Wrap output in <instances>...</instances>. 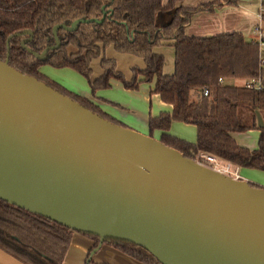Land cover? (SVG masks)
I'll return each mask as SVG.
<instances>
[{"label": "water", "instance_id": "1", "mask_svg": "<svg viewBox=\"0 0 264 264\" xmlns=\"http://www.w3.org/2000/svg\"><path fill=\"white\" fill-rule=\"evenodd\" d=\"M7 49L1 199L98 234V246L109 237L134 242L162 264H264V188L100 116L12 67Z\"/></svg>", "mask_w": 264, "mask_h": 264}, {"label": "trees", "instance_id": "2", "mask_svg": "<svg viewBox=\"0 0 264 264\" xmlns=\"http://www.w3.org/2000/svg\"><path fill=\"white\" fill-rule=\"evenodd\" d=\"M176 1L168 0L163 4L162 0H0V59L7 57L9 42L12 67L124 127L88 99L44 75L40 66L72 68L88 79L93 92L110 87L112 78L121 80L127 88L137 89L141 82L137 79L139 74L144 75L145 81L155 77L152 92L173 105L172 112H161L149 118L151 132L163 131L162 143L190 160L206 152L239 167L264 170V125H258L256 113L259 111L264 118V88L253 89L220 81V78L264 77L257 42L248 40L240 32L205 37L186 35L185 27L195 13L212 11L235 0L181 6L167 24L157 25V13L171 10ZM262 22L264 24V14ZM27 31L32 32L30 39ZM169 41H173L175 47V70L165 74L164 56L154 52V48ZM111 44L119 52L142 57L145 68H135L132 79L127 81L117 70L114 59L102 57L104 71L92 80V59L99 57L102 49ZM48 46L54 47L42 57L36 55ZM205 89H208L207 95ZM174 120L195 125L197 142L190 143L168 134ZM249 129L260 130L256 149L239 145L231 134ZM74 231L0 198V248L24 264H62ZM79 232L94 239L91 251L99 245L98 234ZM104 243L144 264H162L134 242L109 237L103 239ZM86 262L108 264L94 262L89 255Z\"/></svg>", "mask_w": 264, "mask_h": 264}, {"label": "crops", "instance_id": "3", "mask_svg": "<svg viewBox=\"0 0 264 264\" xmlns=\"http://www.w3.org/2000/svg\"><path fill=\"white\" fill-rule=\"evenodd\" d=\"M162 1L163 4H167L168 2V0ZM210 1L212 0H178L171 10L157 13L156 24L159 26L167 24L172 19L175 10L181 6H195L202 2ZM263 6L264 0H235V3L223 4L212 11H199L193 15L192 20L185 27V33L188 36L205 37L221 33L240 32L248 40H252L255 37L253 29L260 22V13ZM154 52L164 56V73L172 74L175 70V47L173 46V41L155 47ZM102 57L114 59L117 70L124 74L127 81L132 79L135 68L144 69L146 66L142 57L131 53L119 52L111 44L102 49L99 57L92 59V80L102 75L104 71L101 66ZM39 70L69 91L88 99L102 112L124 124L127 128L152 136L158 140L161 139L163 131L156 129L151 132L149 118L151 116H158L161 112H172L173 105L164 102L160 94L152 92L155 86V77L145 83L143 82L145 81L143 80L144 75L139 74L137 79L141 80V82H139V88L137 87V89L127 88L121 80L112 78L110 79V87L93 92L88 79L72 68H52L45 64L40 66ZM244 81L243 79L224 80L225 83L227 82L232 85H241ZM196 130L197 128L193 124L174 120L168 134L171 136L175 134L183 138L182 140L184 141L196 143ZM255 130L259 132L260 136L259 129H249L242 132L236 131L231 134L239 145L249 149H256L258 145L250 148L243 140L244 137H247ZM240 171L244 180L251 183L253 182L251 180H256L258 183H253L257 184L258 187L264 188V170L240 167ZM93 244L94 239L82 232L74 231L62 264H87L88 255L94 262L98 263L144 264L106 243L97 246L91 251ZM0 264L24 263L0 248Z\"/></svg>", "mask_w": 264, "mask_h": 264}, {"label": "built area", "instance_id": "4", "mask_svg": "<svg viewBox=\"0 0 264 264\" xmlns=\"http://www.w3.org/2000/svg\"><path fill=\"white\" fill-rule=\"evenodd\" d=\"M264 14V6L262 7L260 13V22L254 26L253 33H254V40L257 42L259 48V59L261 66H264V24L262 22V16ZM221 82H224L222 78H220ZM243 85L247 88L253 89H261L264 88V79L262 77H254L244 81ZM204 94H208V89L204 90ZM201 159H199L200 164H210L204 165L212 170L226 175L235 180H244V177L241 174L240 167L231 163L230 161L224 160L214 154L201 152L200 153ZM204 159L207 163H203L200 160Z\"/></svg>", "mask_w": 264, "mask_h": 264}, {"label": "rangeland", "instance_id": "5", "mask_svg": "<svg viewBox=\"0 0 264 264\" xmlns=\"http://www.w3.org/2000/svg\"><path fill=\"white\" fill-rule=\"evenodd\" d=\"M47 66H50L52 68H55L54 66H51L50 64H47ZM143 82L147 83V81H143ZM181 124H183V123H181ZM189 126H192V125H189ZM174 135L175 134H173V136ZM195 135H196V139H197V130L195 131ZM175 137H177L178 139H183V138H181L179 136H176V135H175ZM243 140H244V142H246L249 145L250 148L256 147L258 145V142H259V132L257 130L252 131L247 137H244ZM193 143H195V142H193ZM200 155H201L200 153H198L197 155H195V160L199 161V159H201ZM200 161L201 162L204 161L203 163H207L204 159H202ZM207 164H204V165H207ZM208 165H210V164H208ZM251 181H253L255 183H258V181H256V180H251Z\"/></svg>", "mask_w": 264, "mask_h": 264}]
</instances>
